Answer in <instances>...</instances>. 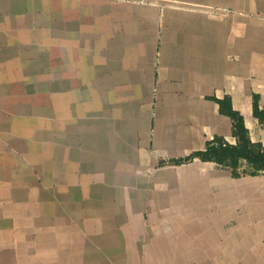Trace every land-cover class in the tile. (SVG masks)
Returning a JSON list of instances; mask_svg holds the SVG:
<instances>
[{
  "label": "crops",
  "instance_id": "0c3cea01",
  "mask_svg": "<svg viewBox=\"0 0 264 264\" xmlns=\"http://www.w3.org/2000/svg\"><path fill=\"white\" fill-rule=\"evenodd\" d=\"M254 94L264 0H0V264H264V174L170 163L236 142L214 98L264 144Z\"/></svg>",
  "mask_w": 264,
  "mask_h": 264
},
{
  "label": "trees",
  "instance_id": "16d2710c",
  "mask_svg": "<svg viewBox=\"0 0 264 264\" xmlns=\"http://www.w3.org/2000/svg\"><path fill=\"white\" fill-rule=\"evenodd\" d=\"M214 99L219 104L220 113L231 117L232 135L236 142L231 143L222 137L214 136L207 141L206 149L194 151L184 159H176L170 163L182 164L198 158L216 162L219 168L229 170L234 178L264 174V144L252 140L244 116L233 107L230 96ZM259 101L260 95L254 94L253 115L264 128V108L260 106Z\"/></svg>",
  "mask_w": 264,
  "mask_h": 264
},
{
  "label": "rangeland",
  "instance_id": "374dc122",
  "mask_svg": "<svg viewBox=\"0 0 264 264\" xmlns=\"http://www.w3.org/2000/svg\"><path fill=\"white\" fill-rule=\"evenodd\" d=\"M16 109H19L18 107ZM22 114L23 115H29L28 107H22ZM30 116V115H29ZM39 230H41L42 228H45L46 222L45 218H43V216H45V211L44 209L41 208V204H39ZM28 238V240L30 241L31 236L30 235H23V247L22 250L20 252L17 253L16 259L17 262H20L21 264H46L47 262H51L49 259V254L47 251V246H46V241H47V235H40L39 236V244L36 246V249H31L30 250V244H27L26 239ZM30 245V246H29ZM55 253V257L62 260L65 259L68 260L66 262H69V264H77V260L78 258V254L76 253H68V257H63L62 254H58L56 252ZM52 256V255H51ZM14 258L13 256H9L8 255V260ZM83 258V257H81ZM54 261V260H53ZM56 262V261H55ZM232 262L234 264H238L237 260L234 259L232 257Z\"/></svg>",
  "mask_w": 264,
  "mask_h": 264
}]
</instances>
